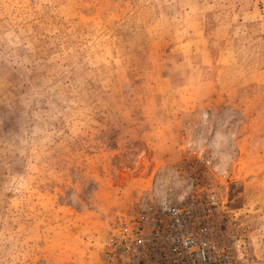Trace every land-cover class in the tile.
<instances>
[{
    "label": "rangeland",
    "instance_id": "obj_1",
    "mask_svg": "<svg viewBox=\"0 0 264 264\" xmlns=\"http://www.w3.org/2000/svg\"><path fill=\"white\" fill-rule=\"evenodd\" d=\"M197 175L264 264V0H0V264H100Z\"/></svg>",
    "mask_w": 264,
    "mask_h": 264
},
{
    "label": "built area",
    "instance_id": "obj_2",
    "mask_svg": "<svg viewBox=\"0 0 264 264\" xmlns=\"http://www.w3.org/2000/svg\"><path fill=\"white\" fill-rule=\"evenodd\" d=\"M194 183L187 178L177 189L139 197L117 217L100 264H260L250 226L225 209L203 177ZM256 236L262 243V232Z\"/></svg>",
    "mask_w": 264,
    "mask_h": 264
}]
</instances>
